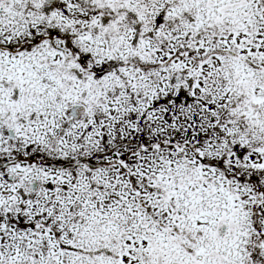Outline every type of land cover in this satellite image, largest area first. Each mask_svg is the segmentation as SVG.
Wrapping results in <instances>:
<instances>
[{
	"label": "snow or ice",
	"instance_id": "snow-or-ice-1",
	"mask_svg": "<svg viewBox=\"0 0 264 264\" xmlns=\"http://www.w3.org/2000/svg\"><path fill=\"white\" fill-rule=\"evenodd\" d=\"M0 264H264V0H0Z\"/></svg>",
	"mask_w": 264,
	"mask_h": 264
}]
</instances>
